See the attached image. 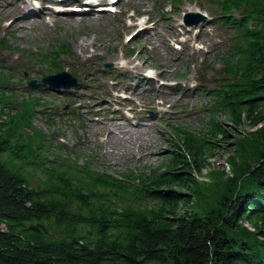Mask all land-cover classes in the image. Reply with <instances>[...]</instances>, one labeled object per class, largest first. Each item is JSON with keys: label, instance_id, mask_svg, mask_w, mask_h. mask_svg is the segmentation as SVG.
Instances as JSON below:
<instances>
[{"label": "trees", "instance_id": "trees-1", "mask_svg": "<svg viewBox=\"0 0 264 264\" xmlns=\"http://www.w3.org/2000/svg\"><path fill=\"white\" fill-rule=\"evenodd\" d=\"M207 1L228 44L208 109L254 129L229 141L213 116L203 134L176 126L183 151L163 169L114 175L50 155L52 113L45 131L32 124L35 95L5 111L14 100L0 71V264H264V0ZM69 53L60 42L40 55L58 70ZM217 140L233 147L231 175L196 178Z\"/></svg>", "mask_w": 264, "mask_h": 264}, {"label": "rangeland", "instance_id": "rangeland-1", "mask_svg": "<svg viewBox=\"0 0 264 264\" xmlns=\"http://www.w3.org/2000/svg\"><path fill=\"white\" fill-rule=\"evenodd\" d=\"M25 4L34 7L35 0H0V70L8 72L4 77L14 100L13 109L4 110L14 113L20 99L29 94L38 97L36 109L43 113L32 124L48 130L45 115L52 113L50 155L68 153L70 159L96 170L138 175L163 169L173 152L183 151L174 127L198 135L208 132L209 89L215 87L228 44L225 24L211 15L205 0H125L117 4V12L97 19L55 13L49 4L44 5L48 13L41 19H29ZM189 7L206 12L208 19L193 26L182 24ZM142 17L149 18L146 35L137 32ZM12 20H21L23 28H14ZM133 22L137 25L130 26ZM128 35L132 37L127 40ZM59 42L71 48L69 55L59 56L58 66L75 74L79 84L71 89L29 86L28 78L51 72L36 55ZM105 62L111 66L104 68ZM214 118L229 141L254 129L248 123L230 129L223 114ZM209 140L216 141L213 136ZM58 141L63 150L54 146ZM217 143L197 178L206 180L212 170L224 171L223 178L231 175L227 158L234 156L233 147L225 140Z\"/></svg>", "mask_w": 264, "mask_h": 264}, {"label": "water", "instance_id": "water-1", "mask_svg": "<svg viewBox=\"0 0 264 264\" xmlns=\"http://www.w3.org/2000/svg\"><path fill=\"white\" fill-rule=\"evenodd\" d=\"M196 19L194 20V23L198 22L201 19H204L205 17L199 13L195 12ZM104 66H110V63H105ZM30 85H48V87L52 88H60L65 87L68 88L71 85L77 84L76 77L73 75V73L68 72L67 70H62L57 73H48L47 75L43 76L40 79H30L29 80Z\"/></svg>", "mask_w": 264, "mask_h": 264}, {"label": "bare ground", "instance_id": "bare-ground-1", "mask_svg": "<svg viewBox=\"0 0 264 264\" xmlns=\"http://www.w3.org/2000/svg\"><path fill=\"white\" fill-rule=\"evenodd\" d=\"M11 4H13V2L11 3ZM24 6H27V4H25ZM70 6H73V5H70ZM6 7H9V6H4L3 8H6ZM28 7H29V5H28ZM27 7V8H28ZM69 7V6H68ZM68 7H66V9H65V11H62V12H66V13H72L73 11L71 10V9H69L68 10ZM103 10L105 9L104 7L102 8ZM189 9L190 10H193V8L192 7H189ZM8 10H10L11 11V9H10V7H9V9ZM66 10H68V11H66ZM0 11H2V7H1V5H0ZM19 10H16V13L18 12ZM45 11H47V9H45V10H41L40 12L41 13H43V12H45ZM107 11L108 10H104V12H102V14H100V13H98V14H95V13H93V14H91L90 16L92 17V18H94V19H97V18H99V17H103V16H107ZM54 12H58V13H60L61 12V9L60 8H57L56 10H54ZM42 18V16H40V19ZM36 20H39L38 18L36 19ZM140 21V27H143V25L145 24V23H147V21L143 18V19H139ZM10 24H13L14 26V28H23L22 27V21L21 20H12L11 21V23ZM136 25V23H131L130 24V26H135ZM12 26V25H11ZM149 30V29H148ZM148 30H140V31H142V32H144L143 33V35H146L147 34V32H148ZM138 74V71L135 73V75H137Z\"/></svg>", "mask_w": 264, "mask_h": 264}]
</instances>
